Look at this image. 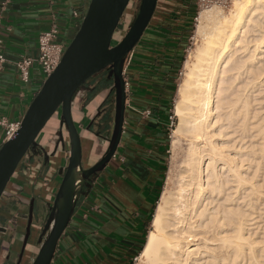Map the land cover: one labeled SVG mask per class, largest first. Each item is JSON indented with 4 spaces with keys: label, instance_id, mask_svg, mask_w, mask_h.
Returning a JSON list of instances; mask_svg holds the SVG:
<instances>
[{
    "label": "crops",
    "instance_id": "crops-1",
    "mask_svg": "<svg viewBox=\"0 0 264 264\" xmlns=\"http://www.w3.org/2000/svg\"><path fill=\"white\" fill-rule=\"evenodd\" d=\"M88 2L0 0V54L5 57L0 62V118L22 120L42 86L37 67H32L26 82L21 78L17 61L37 55L39 36L53 23L59 27L60 40L73 38ZM194 3L184 0L176 4L160 24L147 27L132 51L124 74L127 99L121 141L111 161L80 196L51 264H135L143 250L165 188L170 116ZM97 78L92 85L88 84L92 90L86 94L80 109L75 108L73 112L85 139L86 165L94 164L106 147L96 132L83 128L84 124L93 122L111 94L95 98L112 86H108L105 76ZM104 97L106 100L101 104ZM4 134V127L0 126V145ZM66 163L67 153L62 151L50 163L43 154L40 159L31 160L30 156L23 168L20 169L22 163L17 170L12 191L4 194L12 201L3 197L4 203L0 204V223L7 227L0 239V264H8L14 253L13 246L19 233L21 236L25 233L27 222V217L18 213L11 215L6 208L19 212L20 208L28 207L29 199L37 192L40 196L36 204L42 207L40 216L45 215L44 206H49L54 199L61 180L59 172ZM34 226L42 227L43 221L34 218Z\"/></svg>",
    "mask_w": 264,
    "mask_h": 264
},
{
    "label": "bare ground",
    "instance_id": "bare-ground-1",
    "mask_svg": "<svg viewBox=\"0 0 264 264\" xmlns=\"http://www.w3.org/2000/svg\"><path fill=\"white\" fill-rule=\"evenodd\" d=\"M194 38L174 105L173 187L138 259L264 264V0L202 9Z\"/></svg>",
    "mask_w": 264,
    "mask_h": 264
},
{
    "label": "water",
    "instance_id": "water-1",
    "mask_svg": "<svg viewBox=\"0 0 264 264\" xmlns=\"http://www.w3.org/2000/svg\"><path fill=\"white\" fill-rule=\"evenodd\" d=\"M184 0H141L138 13L135 0H89L80 28L69 43L58 67L45 80L30 103L19 129L0 147V204L4 194L12 191L13 178L24 158L31 156L32 147H38L46 162L67 153V163L60 169L61 180L55 197L47 210L37 250L32 264H51L57 247L74 214L81 195L89 189L96 177L111 161L121 141L126 112L127 87L125 67L130 53L139 43L149 25L160 24L170 16L176 4ZM108 70L114 84L99 92L95 98L106 97L115 89L114 138L108 152L92 165L84 161L85 139L74 117L86 94L92 90L88 80ZM102 100L101 104L106 100ZM93 122L84 124L90 131ZM98 139V137L96 136ZM102 157V158H101ZM101 158V159H100ZM14 190V189H13ZM39 193L34 192L29 209L25 243L34 235V209L39 216L42 207L36 205ZM7 227L0 223V239ZM19 264V263H18Z\"/></svg>",
    "mask_w": 264,
    "mask_h": 264
},
{
    "label": "built area",
    "instance_id": "built-area-1",
    "mask_svg": "<svg viewBox=\"0 0 264 264\" xmlns=\"http://www.w3.org/2000/svg\"><path fill=\"white\" fill-rule=\"evenodd\" d=\"M194 4L198 10H202L205 8H209L212 6H222L227 8L231 5L232 0H194ZM84 17V16H83ZM82 23V21H81ZM79 24L78 29L81 26ZM2 25L0 19V26ZM59 27L56 23L51 24V26L43 31L39 36V47L38 53L35 56H24L17 61V66L19 68V72L23 81H29L31 75L32 67L36 66L39 74L41 75L42 84L45 80L51 75L53 71L60 64L62 57L71 42L69 40H60L59 39ZM1 42V40H0ZM132 52L129 55L131 58ZM5 57L1 53L0 54V62L4 61ZM171 122L170 127L175 123L174 116H170ZM21 124V120L19 121H9L5 118H0V126L4 127V138L2 144L10 139L14 133L19 129ZM171 130V128H170ZM0 145V147L2 146Z\"/></svg>",
    "mask_w": 264,
    "mask_h": 264
},
{
    "label": "flooded vegetation",
    "instance_id": "flooded-vegetation-1",
    "mask_svg": "<svg viewBox=\"0 0 264 264\" xmlns=\"http://www.w3.org/2000/svg\"><path fill=\"white\" fill-rule=\"evenodd\" d=\"M103 72H106L107 76H108V70L103 71ZM97 76H99V75H97ZM94 78H92L91 80H93ZM91 80L88 82V84L91 82ZM108 82H109L108 86L113 85L114 84V78L113 77L108 78ZM115 95H116V92H115V89H113L110 96L106 100V102H104V104L99 108L97 114L92 119L93 123H92L91 129L97 133V135L100 138L102 143H105L106 141H109V140L111 141L114 138V129L113 128L111 129V125L112 124L114 125V117L115 116L113 117L111 115V110H112L113 105H114ZM110 146H111V144L108 142L106 144V147L104 148L103 152L100 153V154H102V157L108 152V150L110 149ZM64 150H65V147H64V149H61L60 152H62ZM30 154H31V160H33L35 157H39V159L42 157V152L38 147H32L30 150ZM25 162H26V157L24 158V160L22 162L23 164L20 167V169L23 168V165ZM25 195H28V190H26ZM3 197L7 201L11 200L5 195ZM31 199H32V197L29 199L28 207H26L24 209L20 208V210L18 209L19 212L15 211L14 209L11 210V212H10V209L5 207L6 210L11 215L18 213V214H21V215L27 217V222L25 225V233H23L22 236L19 233V238L13 246L14 253L11 254V256L9 257L8 264H18V263L19 264H32L34 261V252L37 250V245H38L40 233L42 230L41 226L40 227L34 226V219H33V223H32V230L34 231V235L27 242L24 253H23L22 257H20V254H21L22 249H23V245L25 243V234H26V227H27L28 219H29V209H30ZM25 211H27V213H25ZM43 225H44V223H43ZM34 228H35V230H34Z\"/></svg>",
    "mask_w": 264,
    "mask_h": 264
},
{
    "label": "rangeland",
    "instance_id": "rangeland-1",
    "mask_svg": "<svg viewBox=\"0 0 264 264\" xmlns=\"http://www.w3.org/2000/svg\"><path fill=\"white\" fill-rule=\"evenodd\" d=\"M192 1H194V0H192ZM140 3H141V0H135V2L133 4V6L136 8V14L138 13V10H139V7H140ZM210 8H212V7H210ZM229 8H230V6L227 7V8H224L223 7L224 10H229ZM192 9H195V12H191V14H190L189 27H188L187 40H186V47H185V51H184L182 65L180 67V70H179V73H178V76H177L176 86H175V92H174V98H173V106H172V108H173V116H174V119H175V123L173 124L172 127H170L171 128V130H170V146H169L170 151H169V156H168V165H167V171H166L167 172L166 173V180H165V184H164V187L165 188H163L164 190L167 189L168 187H169V189H171V187H173L172 186V183L171 182L169 183L168 177H169L170 169H171V166H172V163H173V147H172V139L173 138H172V135H173V130L176 128V126L178 124V121H179L178 118H177V116H175V113H174V105H175V101H176V98H177V92H178V89H179L181 80L183 78L184 63H185V61L187 59V56H188L190 50L191 49H194L196 47L194 34H195L196 25L198 23L199 12L202 11V10H198L197 7L195 6V4L193 5V8ZM97 75H99V76H97ZM103 76H105L106 79H108L107 73L106 72H101V73H98L95 76L91 77L88 80V82L92 78H94V77L102 78ZM102 81H105V78H103ZM93 83H94V80H91V82L89 84L92 85ZM114 106H115V101H114L113 108L111 110V115L112 116H113L112 111L114 109ZM263 174H264V171H263V173H262V175L260 177L262 184H264V180H262V178H264ZM263 200H264V198H263ZM36 205H38V204H36ZM260 206L263 208L264 207V204L263 205H260ZM263 212H264V210H261L260 211L261 214H259V215H261L259 217V219L261 218L260 219V223L261 224L264 222V217H262L263 216ZM47 217L48 216H46V214L43 215V216H39L38 209L37 208L34 209V218H35V220H38L39 219L40 221H43V223H45L46 220H47ZM261 220H263V221H261ZM140 261H141L140 259H137L136 262H135V264H143Z\"/></svg>",
    "mask_w": 264,
    "mask_h": 264
},
{
    "label": "trees",
    "instance_id": "trees-1",
    "mask_svg": "<svg viewBox=\"0 0 264 264\" xmlns=\"http://www.w3.org/2000/svg\"><path fill=\"white\" fill-rule=\"evenodd\" d=\"M192 12H195V9H193V11H192ZM182 61H183V58H182ZM181 65H182V62H181ZM181 65H180V66H181ZM172 106H173V104H172ZM64 151H66V150H64Z\"/></svg>",
    "mask_w": 264,
    "mask_h": 264
}]
</instances>
